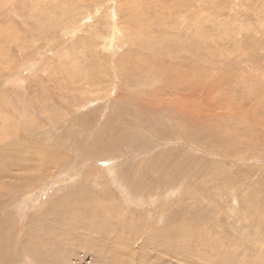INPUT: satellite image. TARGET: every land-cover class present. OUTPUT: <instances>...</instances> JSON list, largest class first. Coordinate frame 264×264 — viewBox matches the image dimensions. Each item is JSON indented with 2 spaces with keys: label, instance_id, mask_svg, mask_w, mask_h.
Wrapping results in <instances>:
<instances>
[{
  "label": "rangeland",
  "instance_id": "1",
  "mask_svg": "<svg viewBox=\"0 0 264 264\" xmlns=\"http://www.w3.org/2000/svg\"><path fill=\"white\" fill-rule=\"evenodd\" d=\"M0 264H264V0H0Z\"/></svg>",
  "mask_w": 264,
  "mask_h": 264
},
{
  "label": "bare ground",
  "instance_id": "2",
  "mask_svg": "<svg viewBox=\"0 0 264 264\" xmlns=\"http://www.w3.org/2000/svg\"><path fill=\"white\" fill-rule=\"evenodd\" d=\"M199 70V69H198ZM177 78V77H176ZM188 80V79H187ZM184 83V82H183ZM182 83V84H183ZM172 94V93H171ZM175 94V93H174ZM191 122V121H190ZM260 123V122H259ZM263 123V122H262ZM176 128V127H175ZM198 128V127H197ZM176 130V129H175ZM178 130V129H177ZM180 133H181V131H179ZM212 137H217V135H215V136H212ZM217 139L219 140V142H220V137H217ZM223 142V141H222ZM246 158V157H245ZM141 178V177H140ZM96 197V196H95ZM126 237V236H125ZM126 263V262H125Z\"/></svg>",
  "mask_w": 264,
  "mask_h": 264
}]
</instances>
